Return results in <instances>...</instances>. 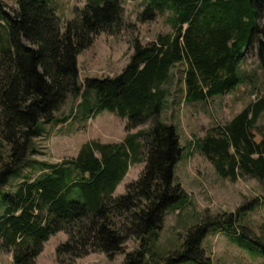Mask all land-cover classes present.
Returning a JSON list of instances; mask_svg holds the SVG:
<instances>
[{
  "label": "trees",
  "instance_id": "1",
  "mask_svg": "<svg viewBox=\"0 0 264 264\" xmlns=\"http://www.w3.org/2000/svg\"><path fill=\"white\" fill-rule=\"evenodd\" d=\"M52 0H17L9 13L0 0V190L23 166L44 123L84 120L108 110L127 119L119 142L88 140L75 157L41 162L35 177L25 175L14 192L3 195L1 247L14 264H37L44 243L60 231L68 238L57 247L61 264L102 252L109 258L125 253L123 264H213L203 240L222 228L241 247L264 240L245 224L258 198L235 211L201 219L182 236L181 245L155 248L168 210L188 201L175 166L183 155L177 129L161 120L171 70L184 63V99L205 101L243 84L241 64L257 42L264 72V0H145L138 19L154 20L170 10L172 31L143 42L134 37L133 53L123 70L82 83L79 55L101 33L120 35L127 26L122 0H87L60 28ZM259 37V39H257ZM84 94L79 109L58 116L68 96ZM264 96L247 104L223 124L210 127L196 147L224 178L252 175L264 185ZM149 123L148 128H139ZM259 137V139H258ZM144 163L140 176L114 196L130 167ZM138 247L125 250L130 238Z\"/></svg>",
  "mask_w": 264,
  "mask_h": 264
},
{
  "label": "rangeland",
  "instance_id": "2",
  "mask_svg": "<svg viewBox=\"0 0 264 264\" xmlns=\"http://www.w3.org/2000/svg\"><path fill=\"white\" fill-rule=\"evenodd\" d=\"M4 1L9 13L18 7L17 0ZM86 2L87 0L51 1L62 30L65 29L67 21L73 18L75 8L83 7ZM122 3L125 8V20L131 26H127L118 36L99 34L93 45L79 55L78 64L82 83L87 77L104 78L119 74L130 61L133 53L131 43L134 37L149 42L159 33L172 31L169 22V16L172 14L170 10L158 14L154 20L142 22L138 16L146 5L145 0H122ZM260 22L264 26V16ZM256 47L257 42L246 51L242 61L241 72L246 78L244 83L228 93L216 95L205 101L187 102L184 99V63L176 64L171 70V78L166 85L169 94L166 97L161 120L174 125L179 134L183 155L175 166L174 182L182 184L188 194V201L185 204L179 203V208L168 210L160 238L155 244V248L161 252L178 248L182 243L183 234L201 219L205 210L208 209L213 214L230 213L254 198H258L259 204L246 214L243 222L252 229L254 235L264 240V185L252 175H245L237 181L221 177L212 162L196 147V141L204 136L210 127L225 123L247 104L264 96V72L259 64ZM82 98H84L83 93L68 96L56 115L68 114L71 107L79 109ZM126 123L127 119H122L108 110L88 120H83L78 115L59 124L40 122L39 126L44 132L34 139L23 166L0 190V214L4 211L3 195L14 192L25 175L31 177L38 175L42 170L41 162L57 163L75 157L81 145L88 140L122 141L127 133ZM259 123L264 124V112ZM148 127L149 123H145L133 131ZM144 165V163L134 164L130 167L114 196L125 192L126 185L140 176ZM67 238L68 235L64 231L52 235L44 243L43 250L37 257V264H61L57 247ZM138 244V240L132 237L126 242L125 250H134ZM203 247L213 264H264V254L259 252L258 245L241 247L233 242L222 228L211 229L203 240ZM124 260L125 253H118L114 258H109L105 253L96 252L77 258L76 262L123 264ZM0 264H14L12 253L1 247V241ZM182 264L198 263L190 261Z\"/></svg>",
  "mask_w": 264,
  "mask_h": 264
},
{
  "label": "crops",
  "instance_id": "3",
  "mask_svg": "<svg viewBox=\"0 0 264 264\" xmlns=\"http://www.w3.org/2000/svg\"><path fill=\"white\" fill-rule=\"evenodd\" d=\"M86 4V3H85ZM136 164H142V163H136ZM127 175V174H126ZM125 178V177H124Z\"/></svg>",
  "mask_w": 264,
  "mask_h": 264
}]
</instances>
